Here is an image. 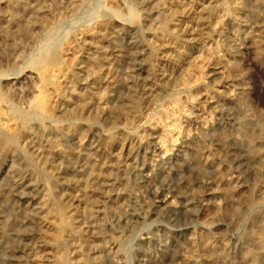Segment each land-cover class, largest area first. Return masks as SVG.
<instances>
[{"label": "rangeland", "instance_id": "1", "mask_svg": "<svg viewBox=\"0 0 264 264\" xmlns=\"http://www.w3.org/2000/svg\"><path fill=\"white\" fill-rule=\"evenodd\" d=\"M0 264H264V0H0Z\"/></svg>", "mask_w": 264, "mask_h": 264}, {"label": "bare ground", "instance_id": "2", "mask_svg": "<svg viewBox=\"0 0 264 264\" xmlns=\"http://www.w3.org/2000/svg\"><path fill=\"white\" fill-rule=\"evenodd\" d=\"M13 14V12L11 13V15ZM13 18H14V20L16 21V22H18L19 24H21V20L19 19V9H15V12H14V15H13ZM31 75V74H30ZM26 78H28L29 79V81H32V77L31 76H26ZM34 78V77H33ZM24 80V79H23ZM26 82V81H25ZM24 83V82H23ZM27 83V82H26ZM35 83V82H34ZM30 84V83H29ZM20 86H21V84H20ZM23 86V85H22ZM30 86V85H29ZM36 86V85H35ZM31 89V88H30ZM101 90V89H100ZM32 91H33V89H32ZM15 92L19 95L20 94V90L19 89H16L15 90ZM23 93V92H22ZM104 93V92H103ZM16 94V95H17ZM18 95H17V97H18ZM22 96V95H21ZM97 96H98V94H97ZM84 100V99H83ZM84 106L82 105V108H83Z\"/></svg>", "mask_w": 264, "mask_h": 264}]
</instances>
